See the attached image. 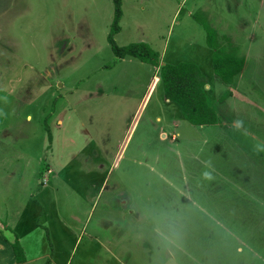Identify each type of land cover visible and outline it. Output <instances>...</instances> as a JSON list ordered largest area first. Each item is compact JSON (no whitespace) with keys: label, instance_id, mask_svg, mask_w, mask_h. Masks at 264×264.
Segmentation results:
<instances>
[{"label":"rangeland","instance_id":"1","mask_svg":"<svg viewBox=\"0 0 264 264\" xmlns=\"http://www.w3.org/2000/svg\"><path fill=\"white\" fill-rule=\"evenodd\" d=\"M240 2L123 0L114 40L149 44L159 53L154 67L114 56L112 0H0V234L8 243L19 234L29 256L44 258L38 264H264V221L260 233L239 223L240 210L252 208L239 188L253 192L249 165L258 162L254 151L242 156L248 138L232 126L189 124L160 80L166 64L199 62L212 84L208 104L242 127L250 121L257 85L243 80L242 110L218 102L227 86L203 26L238 30Z\"/></svg>","mask_w":264,"mask_h":264},{"label":"crops","instance_id":"2","mask_svg":"<svg viewBox=\"0 0 264 264\" xmlns=\"http://www.w3.org/2000/svg\"><path fill=\"white\" fill-rule=\"evenodd\" d=\"M200 1H202L200 4L201 7H206L209 4V0ZM183 2L180 6H183ZM239 5L241 6L240 8L243 18L241 19L242 21L238 23V30L235 29L236 31H233L232 33H222L221 35L220 32L215 31L216 36H210L207 33L206 39H213L215 43L216 38V43L222 47L226 54L232 56L234 60H243L241 71L233 77L232 81H230V83L222 81L227 87L225 88V93L222 94L218 102L224 104L228 101L230 106L236 111L242 110V105H245L249 100V97L246 96L243 91V88L246 87L243 84V80L250 77L249 80L251 81V84H256L258 88V95L255 103V106L257 107L255 116L254 114L250 115V121L249 119L245 121L242 127L236 120L226 119L227 116L225 118L221 117L219 112L216 111L219 119L217 124L198 127H203L201 130L204 131L205 129H208L209 126H211V128L219 126L222 127L223 130L229 131L228 129L232 126L234 129L233 132H239L242 134V140L245 139V137L248 138V143L240 146V150L243 153L242 156L244 155L247 157V154L254 151L258 162L252 161L249 165V172L251 173V175H249L250 179L251 176L252 178H255L252 180L254 184L253 192L252 188H239L240 196H242L245 204L247 205L249 202L252 207L247 212L240 210L239 223H255L257 224V230L260 233L261 226L258 222L261 220L264 221V0H242ZM246 39H249V41H246ZM207 47L211 50L212 57L215 49L209 47V45ZM4 50L5 48L0 44L1 53ZM198 63L195 64L200 68ZM4 64L6 65V62ZM208 85L210 87L207 91L210 90L212 84L209 82L207 83L206 80V86ZM166 101L170 102L168 99H166ZM211 107L215 109V107ZM238 117L239 119L242 118L240 113ZM245 118L247 119V117ZM252 120L255 121V130H253ZM252 167H254V170L257 171V173H254L255 171L251 169ZM252 181L249 183L251 184ZM246 197L249 198V201ZM2 236L3 235L0 234V264H38L44 260V258L39 255L29 256L22 247L20 236L17 234L18 245L20 243L21 248L24 251V255H22V251L20 250L19 254L22 260L18 261V255H16L12 246L15 242L8 243V240H6V238L4 239ZM1 238L4 242H2ZM45 257H49V254L46 253ZM42 264H47V262L45 261Z\"/></svg>","mask_w":264,"mask_h":264},{"label":"trees","instance_id":"3","mask_svg":"<svg viewBox=\"0 0 264 264\" xmlns=\"http://www.w3.org/2000/svg\"><path fill=\"white\" fill-rule=\"evenodd\" d=\"M114 17L107 36L113 54L117 58L132 57L151 66H159V53L147 43H131L118 46L114 36L120 31L123 0H112ZM196 17V15H195ZM208 35L216 36L206 23H203ZM209 47L214 48L212 56L214 71L223 82L230 83L242 67L243 60H234L214 40L208 38ZM160 80L164 89L165 98L174 103L182 118L193 126H207L218 123L216 111L208 104L205 91L206 79L200 68L192 62H181L175 65L166 64L160 72ZM18 261H21L20 246L18 242L13 245Z\"/></svg>","mask_w":264,"mask_h":264}]
</instances>
